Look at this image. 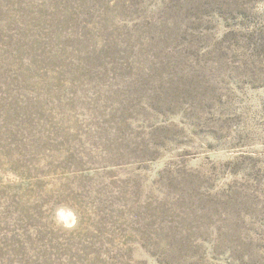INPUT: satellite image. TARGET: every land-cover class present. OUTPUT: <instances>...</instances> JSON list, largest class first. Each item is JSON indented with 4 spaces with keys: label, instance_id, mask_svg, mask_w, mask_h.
<instances>
[{
    "label": "rangeland",
    "instance_id": "1",
    "mask_svg": "<svg viewBox=\"0 0 264 264\" xmlns=\"http://www.w3.org/2000/svg\"><path fill=\"white\" fill-rule=\"evenodd\" d=\"M0 264H264V0H0Z\"/></svg>",
    "mask_w": 264,
    "mask_h": 264
}]
</instances>
